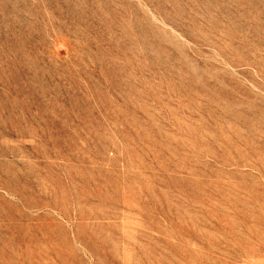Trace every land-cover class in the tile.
Listing matches in <instances>:
<instances>
[{"label":"rangeland","instance_id":"rangeland-1","mask_svg":"<svg viewBox=\"0 0 264 264\" xmlns=\"http://www.w3.org/2000/svg\"><path fill=\"white\" fill-rule=\"evenodd\" d=\"M0 264H264V0H0Z\"/></svg>","mask_w":264,"mask_h":264}]
</instances>
